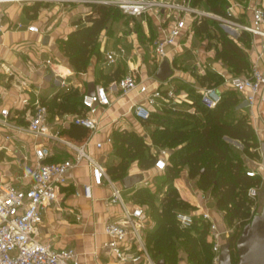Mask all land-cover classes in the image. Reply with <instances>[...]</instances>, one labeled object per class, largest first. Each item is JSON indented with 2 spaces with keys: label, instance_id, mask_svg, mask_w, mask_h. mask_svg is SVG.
<instances>
[{
  "label": "crops",
  "instance_id": "obj_1",
  "mask_svg": "<svg viewBox=\"0 0 264 264\" xmlns=\"http://www.w3.org/2000/svg\"><path fill=\"white\" fill-rule=\"evenodd\" d=\"M246 2V13L249 16L248 8L256 0H247ZM261 3L264 6V1ZM90 10L91 7L88 3H60L42 0L0 1V109L5 107L10 110V121L13 124L25 125L27 123L25 114L30 106H25L23 100L28 99L29 102H32L38 96L49 108L50 131L57 132L60 136L75 142H86V151L104 164L107 169L110 165L121 160L114 149L113 134L116 131L134 132L138 136H144L145 139L149 137L145 132L149 125L134 116L130 110L131 104L141 100L143 95L138 94L136 90L122 94L115 82L129 71L147 83L149 89L155 88L159 81H164L155 77L160 63L157 62L152 47L154 38L160 36L162 32L159 22L151 16L156 33L148 46L149 50L147 49L153 59L146 61L143 57L146 50L140 44V39L143 37L138 39L135 33L120 32L113 33L111 36L104 33L105 30L99 37L100 55L92 54L86 70L80 72L70 65L68 57L64 55L61 49V40L66 39L68 34L76 28L73 21L82 18ZM238 11L239 7L237 6L235 12L238 13ZM190 21L187 18L188 25ZM147 31L148 29L145 32V37L150 38ZM194 33L196 32L193 27L189 28L185 36L180 38L179 44L175 48H171L166 57L173 70L172 75L167 79L173 81L178 92L182 91L185 94L184 100L178 103L175 109L156 108L155 111L168 109L190 113L187 111L189 108L196 110L194 101L199 98V95L195 87L208 85L207 83L202 85L199 81V77L206 71L200 74L198 70L194 69V63L190 71L176 70L174 67L176 58L187 55L188 50L186 49H189L187 45L185 52L183 51L181 40L186 37L192 38ZM249 34L251 43L244 48L250 66L255 57L254 50L259 48L261 38ZM120 48L124 49V54L118 56L115 63H107L106 53L118 52ZM196 59L203 64L201 59ZM47 60H50L51 63H46ZM259 64L264 69V60ZM226 72V74L223 73L224 78L234 74L230 68ZM150 73L153 74L152 77L149 76ZM59 76L66 80V85L60 83ZM223 80L220 84L211 83V85L224 91L227 87L223 85ZM96 86H104L110 98V104L99 108L95 114L98 120V129L92 133L87 129L88 134L82 140L69 137L66 132L74 124H64L61 121L65 116L68 118L78 112L60 113L57 105L63 96L71 90L77 89L83 97L85 93L95 89ZM262 94L264 95V91L256 98L252 107L241 104L240 97L237 95L239 103L236 106V110L247 116L255 131L258 144L256 149L259 154L257 157H249L244 153L242 159L246 170H254L255 176L261 178L260 186H264V154L259 149L261 141L264 140V97ZM80 110L79 113L82 112L83 106H80ZM195 114L197 113L195 112ZM9 132L12 138L6 139V131L0 127V181L19 184L20 174L24 170L33 169L37 163L34 153L37 146H41L46 152L44 162H58L73 157L71 150L58 140L36 137L24 131L11 130ZM145 139L144 141L149 145ZM97 143H101V146L97 147ZM249 150L253 151L254 147H250ZM127 168L126 175L142 173L143 179L131 188H124L120 179H112L121 187L125 201L144 208L146 217L143 229L155 228L156 221L151 219L149 213L147 214V204L137 201L134 194L141 187L154 191L156 187L152 179L158 174L162 175L166 168L158 170L153 166L149 169H142L137 160L131 161ZM188 179L186 168L184 174L178 171L173 180V186L180 198L194 205L195 212H208L211 219L214 222L217 221L218 229L225 231L224 215L218 212L216 199L214 200L213 196L210 197L206 191L199 188L189 189L185 185ZM84 184H92V176L90 166L82 162L67 171V182L61 189L59 201L44 209L41 221L36 228L38 238L49 242L56 249L74 248L78 254L79 264H133L131 261H119L115 254L107 251L104 247L108 240V236L104 232V225L108 221L119 219L121 213L119 205L109 202L110 187L106 183L92 184L91 195L87 197L83 191ZM196 187L198 186L196 185ZM225 236L222 243L228 240L225 239ZM159 261L157 260V262ZM175 264H190V262L185 254H181Z\"/></svg>",
  "mask_w": 264,
  "mask_h": 264
},
{
  "label": "built area",
  "instance_id": "obj_2",
  "mask_svg": "<svg viewBox=\"0 0 264 264\" xmlns=\"http://www.w3.org/2000/svg\"><path fill=\"white\" fill-rule=\"evenodd\" d=\"M4 1V0H0ZM60 3H100L118 8L122 14L139 18L150 15L161 25L160 36H156L152 42L153 52L158 63L168 56L171 48L179 44L180 38L186 31L193 27L194 22H200L206 18H213L229 27L242 30L261 38L259 48L255 49V57L246 73L231 74L225 77L223 85L234 91L240 97L241 104L252 107L256 98L264 91V69L260 62L264 60V6L256 2L248 8L249 23L242 24L235 19V9L239 5L232 2L226 7V12L233 17H223L208 10L199 8L191 3V0H42ZM189 18L190 24H187ZM124 54V49L118 52H107L106 62L115 63L118 56ZM46 63H51L47 60ZM194 69L200 74L204 69L200 61L194 62ZM60 83L66 85L65 79ZM122 94L136 90L143 95L141 100L131 104L130 110L140 120H147L151 112L156 108L175 109L176 105L184 100L182 91H177L171 79L159 81V84L149 89V85L138 79L132 72L125 73L115 82ZM200 102L208 109L215 108L222 100L223 91L217 86H196ZM263 95V94H262ZM264 97V95H263ZM83 110L61 121L80 125L90 133L98 129V120L95 114L99 108L110 104V98L104 86H96L93 94L85 93L82 97ZM25 106H30L26 111L25 125L13 124L10 121V110L0 109V127L6 131L5 138L10 139L9 131L27 132L36 137H46L62 142L73 153V157L58 162H44L45 150L41 146L34 149L36 164L33 169L24 170L19 176V184L0 181V264H79L78 254L72 247L56 249L47 241L38 238L37 224L41 221L45 208L59 201L62 187L67 182V171L82 162L87 163L91 169L92 184L102 185L106 183L111 194L109 202L117 204L121 208L120 218L108 221L104 225V232L108 236L104 247L115 254L119 261H131L133 264H158L149 253L143 239L142 229L145 222L144 208L138 204H130L125 201L122 189L112 179L104 164L92 157L85 149L86 142H75L60 136L57 132H51L49 128V108L36 96L32 102L23 100ZM188 112L194 114V108ZM97 147L101 143L96 144ZM264 154V140L259 146ZM167 150L161 149L155 160L154 166L158 170H164L167 166ZM248 176H255L254 170H246ZM92 184H84L85 196L91 195ZM250 198L256 196V187L248 189ZM175 220L180 228H191L196 221H205L208 226V237L212 242V262L218 264L220 246L224 235L228 231H220L216 222L206 211L192 212L177 210ZM132 249H134L132 251Z\"/></svg>",
  "mask_w": 264,
  "mask_h": 264
},
{
  "label": "trees",
  "instance_id": "obj_3",
  "mask_svg": "<svg viewBox=\"0 0 264 264\" xmlns=\"http://www.w3.org/2000/svg\"><path fill=\"white\" fill-rule=\"evenodd\" d=\"M202 1L208 11L223 17H233L226 12L228 5L225 0H191V3L198 6ZM89 6L91 7L90 12L74 20L73 24L76 28L68 34L66 39L61 40L64 55L68 57L70 65L80 72L86 70L92 54L100 55L99 37L103 31L108 29L111 18L121 12L118 8L107 4L90 3ZM212 21L216 20L206 18L200 22H194L193 30L199 34L210 32ZM218 43L220 47L216 50V57L220 58L234 74L246 73L249 69V60L244 47L251 43L249 32L242 31L236 40L221 34ZM213 79L210 72H205L199 77L202 85L214 84ZM81 101L82 94L77 89L71 90L63 96L57 108L60 113L71 111L79 113L80 106H82ZM238 103L237 94L226 89L222 93L221 102L215 108H206L199 98H196L194 104L197 114L168 109L154 110L144 121L148 125L153 124L156 129H161V133H169L170 136L165 140L169 145H174L175 148L176 145L181 144L173 150L171 162L162 174V185L165 190L161 197L157 198V194L146 187L139 188L134 194L135 197L143 195L147 199L139 201L140 203L148 205L147 201H150L149 214L156 219L155 228L145 233V237L151 242L149 253L156 261L163 260L164 264H175L177 259H172L169 254L177 246L174 239L182 232L193 230L197 235L185 238L183 249L188 254L191 264H209L208 259L199 257L200 251L193 248L200 237L204 239L205 244L206 241L212 244L210 239L208 240L209 224L205 221H196L191 228H180L175 220V212L185 210L181 208L189 206L180 198L173 186V180L178 172L177 168L181 165L187 167L188 178L195 179L199 189L210 191L216 199L217 207L224 210V217L228 222L237 220L240 223L239 228H242L252 217L253 199L249 197L248 189L259 187L261 178L248 176L243 159L231 152L223 140L224 137L238 140L244 145L243 153L249 157H257L259 154L256 149L258 144L255 131L247 116L236 111ZM169 126H172L171 130ZM194 130L197 131L195 134L187 136V133ZM66 134L82 140L88 132L84 127L74 124ZM113 143L116 155L122 158L118 163L107 168L113 179L121 180L126 176L129 161L137 160L142 169L154 166L157 154L151 152L149 145L136 133L116 131L113 134ZM250 147H254V150L250 151ZM156 201L159 204L153 205ZM238 235L234 233L229 235L228 241L232 247ZM204 252L208 253V250ZM210 253L212 259V246Z\"/></svg>",
  "mask_w": 264,
  "mask_h": 264
},
{
  "label": "rangeland",
  "instance_id": "obj_4",
  "mask_svg": "<svg viewBox=\"0 0 264 264\" xmlns=\"http://www.w3.org/2000/svg\"><path fill=\"white\" fill-rule=\"evenodd\" d=\"M225 1L227 5H230L232 2L238 3L239 11L235 15L236 20L242 24L249 23V16H248V13H246L247 12V2L246 1H243V0H225ZM198 7L204 10H208V8L205 6L203 1L198 5ZM151 18L152 17L150 15L142 16L139 18H131L119 12L116 16L111 18V21L109 22V27L104 33H108L111 36L113 33H119V32L124 33V34L135 33L136 38L140 39L141 37H143L142 39H140L141 46L146 50V54L143 57L146 61H149L153 59V56L148 51L149 50L148 46L149 44H151L152 39L156 33L154 23ZM210 26H211L210 32L208 31L202 34L194 33L192 38L188 39L186 37L181 40L182 41L181 48L183 49V51L185 52L187 45L189 46V49H186L188 50L187 55L176 58V61L174 62V67L176 68V70L185 69L186 71H190L192 64L197 60L196 58L201 59L203 61L202 67L204 71L211 73V77L214 78L213 79L214 84H219L224 78L223 73L226 74L227 73L226 71L227 70L229 71V67L223 61H221L220 58L216 57V50L220 47V44L218 43L219 36L221 34H225L228 38L236 40L237 37L240 35V33L244 30H242L241 28H234L232 26L229 27L226 24H223L217 20L210 22ZM147 29H148L147 32L151 36L150 38L145 37V32ZM194 52L196 53V55ZM123 71H125V69H123ZM151 73L149 74V76L152 77L153 74ZM236 111L239 112L238 110ZM171 129H172V126H169V130ZM160 130L161 129H156L153 124H150L145 130L146 134L149 135L148 139H145V137L141 135L140 137L143 138V140L145 139L149 142L150 151H152L154 154H157L159 150L161 149H166L168 153L167 155H168V164H169L171 162V155L173 153V150L176 149L177 147H180L181 144L176 145L175 148H174V145H169V143H167V141L165 140L166 138L170 136V134L161 133ZM196 132H197L196 130L190 131L189 133H187V136H192ZM152 134L154 135V138L152 137ZM223 140L226 142L231 152H233L235 155L241 158L243 157L244 145L241 142L236 141L235 139H230L228 137H224ZM128 165H130V161L127 164V167ZM186 168H187L186 166L181 165L177 168V170L181 171V173L184 174V170ZM126 170H128V168H126ZM182 178H184V175H182ZM152 180L156 188L154 191H151V192H155V194H157L156 197L160 198L163 191L165 190V187L162 185L163 177L162 175L158 174ZM185 185L188 186L189 189L191 188L192 190L198 188L196 187L197 182L195 179H188ZM207 194L210 197L212 196L210 191H207ZM135 199H138L137 201L147 200L143 195H137ZM263 202H264V186H259L258 188H256V196L253 198V205L251 208L252 214H255L261 211ZM147 203L148 205L146 206V211L148 214L150 211L149 207L151 206V204H150V201H147ZM154 204L158 205L159 202L156 201L155 203H153V205ZM181 209L195 212L196 207L194 205L189 204L188 207L181 208ZM217 210L218 212H220V214L224 215V210L220 208L219 209L217 208ZM151 219L156 221V219L153 216H151ZM224 222L226 224V230L228 231V236L227 235L225 236L226 240L228 239L230 234L234 233L238 235L240 233L242 228H239L240 227L239 221L234 220L232 222H228L227 219L224 217ZM149 229L150 228L143 229V238H144L147 248H149L148 250H150L151 242H149V240L145 237V233ZM196 235L197 233L191 230V231L182 232L179 237H176L174 240L177 242V246L176 248L172 249L169 252L172 259H178V257L181 256V254H185L186 257H188V254L183 249L184 240L185 238H189L191 236H196ZM206 242L207 243L205 244L204 239L200 237L193 245V248L200 251L199 257H203V258L206 257L209 261V264H214L212 262L211 253H210L212 244L209 243L208 241ZM204 250H208V253H205ZM236 261H237V256H236L235 251L233 250V262L236 263Z\"/></svg>",
  "mask_w": 264,
  "mask_h": 264
},
{
  "label": "water",
  "instance_id": "obj_5",
  "mask_svg": "<svg viewBox=\"0 0 264 264\" xmlns=\"http://www.w3.org/2000/svg\"><path fill=\"white\" fill-rule=\"evenodd\" d=\"M172 72L168 59L164 58L155 72V77L165 80ZM93 93L94 88L87 92L90 95ZM142 179V173H134L124 176L120 181L124 188H131ZM233 250L237 256L236 263L233 262ZM163 263V260L158 262ZM218 264H264V202L261 211L253 214L243 225L234 247L228 240L221 244Z\"/></svg>",
  "mask_w": 264,
  "mask_h": 264
}]
</instances>
